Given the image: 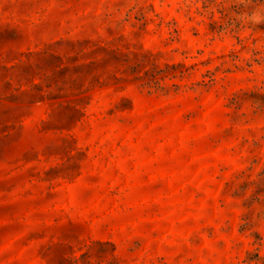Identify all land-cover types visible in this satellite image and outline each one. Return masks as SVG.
<instances>
[{"label": "rangeland", "instance_id": "rangeland-1", "mask_svg": "<svg viewBox=\"0 0 264 264\" xmlns=\"http://www.w3.org/2000/svg\"><path fill=\"white\" fill-rule=\"evenodd\" d=\"M0 264H264V0H0Z\"/></svg>", "mask_w": 264, "mask_h": 264}]
</instances>
